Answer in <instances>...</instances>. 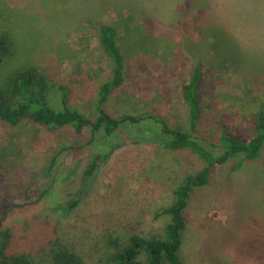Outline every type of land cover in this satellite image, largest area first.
I'll return each mask as SVG.
<instances>
[{
	"label": "rangeland",
	"instance_id": "rangeland-1",
	"mask_svg": "<svg viewBox=\"0 0 264 264\" xmlns=\"http://www.w3.org/2000/svg\"><path fill=\"white\" fill-rule=\"evenodd\" d=\"M208 1L209 12L196 20L188 0H0V29L10 33L0 91L9 104L18 96L12 81L30 72L31 91L43 85L49 107L62 109L67 92L75 109L95 119L100 85L114 69L98 35L109 25L124 80L105 112L153 117L122 123L111 135L69 125L49 130L29 118L0 122V218L14 253L48 264L58 241L85 264H98L131 235L162 236L173 190L205 164L189 148L142 139L141 129L155 132L163 121L190 131L181 86L195 62L203 71L202 106L191 134L214 153L222 151L223 131L252 135L264 102V0ZM68 145L75 148L61 150ZM112 148L82 190L87 161ZM241 158L215 165L193 188L179 251L184 264H264V146L257 158ZM73 199L63 217L58 206ZM147 258L143 251L133 264Z\"/></svg>",
	"mask_w": 264,
	"mask_h": 264
},
{
	"label": "trees",
	"instance_id": "trees-1",
	"mask_svg": "<svg viewBox=\"0 0 264 264\" xmlns=\"http://www.w3.org/2000/svg\"><path fill=\"white\" fill-rule=\"evenodd\" d=\"M208 2V0H188V7L192 6L194 9L193 18L195 17L196 20H199L202 15L204 16L207 11L209 12L210 4ZM234 7H238V4H234ZM225 12L227 13V11ZM232 15L235 17L237 14L232 11ZM216 23L212 24L211 31L214 34L218 28V22ZM98 35L101 45L113 59L114 69L111 78L100 85L95 107L97 114L95 119L75 109L77 107L71 105L67 92H63L61 98L62 109L54 110L49 107L46 99V88L43 85H39V93L34 95L31 91L33 76H31L30 72H26V74L18 76L12 81L14 91L18 94L17 100L13 104H9L0 91V122L17 125L22 119L29 118L49 130H56L69 125L76 132L90 127L93 135L99 132L100 129L111 135L118 131L122 123L138 124L141 121L153 119L151 115L141 116L140 118L126 114L112 117L105 112V102L111 93L122 84L124 79L122 57L115 44L114 29L109 25H103L98 28ZM216 36L215 34L214 37ZM9 39L10 33L5 29H0V61L10 51ZM202 74L201 64L195 62L188 82L181 86L182 98L189 113L190 131L169 128L162 121L159 122L161 129L157 128L155 132L147 131V133L141 129V132L142 139L150 140L154 138L162 146L169 149H173L177 145L191 149L202 159L205 164L204 167L196 175L186 176L173 190L172 202L163 209V213H167L170 219L165 225L161 237L145 238L139 235H131L126 242H121L120 246H117V250L114 251L110 258L102 259L98 264H133L143 251H146L148 255L147 264H184L179 258V251L186 226L185 210L188 207L193 188L200 184V179L208 178L215 165L224 164L229 159L238 156L242 157L241 160H252L258 157L261 148L264 146V102L255 113L252 135L249 138H243L228 131H223L219 140L223 147L221 152L214 153L215 151L207 149L191 134V131H196L201 118L202 104L199 86ZM153 133L156 134L155 137L151 136ZM74 148L73 145H68L61 150H73ZM112 152L113 148L105 155L97 154L90 158V161H87L83 171L82 179L84 184L82 190L91 183L103 159L107 158ZM77 203L78 200L73 199L70 202L60 204L58 206L59 209L65 213L63 217H66ZM5 222L6 218H0V264H42L41 262L35 263L22 253H14L9 245L10 228L5 225ZM49 259L48 264H85L77 254L58 241L53 244Z\"/></svg>",
	"mask_w": 264,
	"mask_h": 264
}]
</instances>
